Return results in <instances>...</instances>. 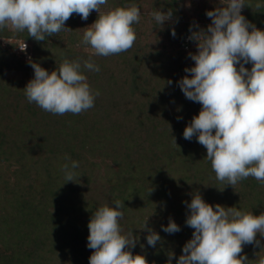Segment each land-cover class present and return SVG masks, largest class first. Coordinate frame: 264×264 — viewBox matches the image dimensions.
<instances>
[{
	"label": "trees",
	"instance_id": "16d2710c",
	"mask_svg": "<svg viewBox=\"0 0 264 264\" xmlns=\"http://www.w3.org/2000/svg\"><path fill=\"white\" fill-rule=\"evenodd\" d=\"M248 2L252 7L246 5L241 14L264 31V7L255 8L264 0ZM131 3L141 10L133 25L136 42L119 55L92 57L100 71L84 74L100 95L94 107L78 115L45 112L27 101L24 88L34 78L31 62L51 73L63 58L88 59L90 47L80 41L85 21L94 23L98 13L87 20L73 14L65 24L72 31L45 41L26 31L0 30V264H89L94 250L87 247V225L99 206H114L117 199L124 203L120 225L138 238L135 254L144 255L148 264H168L169 252L176 264L183 254L194 231L186 225L187 203L196 192L214 208L264 213V187L252 177L235 188L220 183L206 148L195 136L183 138L202 107L178 85L191 76L185 68L195 66L190 27L206 30L211 24L206 12L221 7L220 0H108L102 10ZM157 9L173 12L162 26L150 15ZM24 43L19 55L16 50ZM66 155L79 162L75 181H65ZM147 218L148 228L161 237L155 247L141 229ZM170 218L179 232L162 230ZM257 240L264 247V237L257 234ZM261 247L245 245L241 255L255 260L259 251L264 254Z\"/></svg>",
	"mask_w": 264,
	"mask_h": 264
},
{
	"label": "clouds",
	"instance_id": "9594fccd",
	"mask_svg": "<svg viewBox=\"0 0 264 264\" xmlns=\"http://www.w3.org/2000/svg\"><path fill=\"white\" fill-rule=\"evenodd\" d=\"M220 3L221 7L206 12L211 19L206 30L190 27L188 39L196 43L197 52L189 55L195 66L185 68L191 76H184L178 85L188 100L202 107L185 127L183 138L190 141L195 136L206 148V159L220 183L235 188L252 177L264 187V31L241 14L246 5L252 7L248 0ZM107 4L108 0H0V30L26 31L38 42L72 31L65 24L73 14L87 20L93 11L98 13L94 23L83 28L80 41L90 47L88 59L63 58L51 73L31 62L34 78L24 88L29 103L54 115H78L94 107L100 92L90 87L84 72L100 71L93 56L109 57L129 51L137 39L133 25L141 18L135 3L102 10ZM262 7L264 4H255L256 9ZM150 15L162 26L173 12L157 9ZM171 34L175 37L174 29ZM26 47L24 43L19 48L24 51ZM249 63L250 70L244 66ZM167 83L171 85L172 81ZM173 143L176 145L175 138ZM65 160V181H75L79 162L67 155ZM112 204L99 206L87 225V247L94 250L89 264H148L144 255H133L130 250L138 238L132 231L123 233L121 228L123 201L117 199ZM187 207L190 215L186 225L194 231L176 264H264L260 251L255 260L241 255L245 245L261 247L257 234L264 237V213L257 216L252 211L220 204L214 208L199 192L193 194ZM147 220L141 229L148 232L147 244L155 247L161 237L148 228ZM162 230L173 234L181 229L170 218ZM168 256L171 264L174 253Z\"/></svg>",
	"mask_w": 264,
	"mask_h": 264
},
{
	"label": "rangeland",
	"instance_id": "374dc122",
	"mask_svg": "<svg viewBox=\"0 0 264 264\" xmlns=\"http://www.w3.org/2000/svg\"><path fill=\"white\" fill-rule=\"evenodd\" d=\"M93 22H89V21H85V27L84 28H86V27H88V26H90L91 24H92ZM6 43V42H5ZM23 45H21L20 47H22ZM16 52L19 54V55H23L22 54V51L20 50V48H18L17 50H16ZM25 59L26 60H28L29 59V56H26L25 57ZM10 75H12V74H10ZM101 191V188L100 187H98V188H96L95 189V194L97 195V197L100 199L102 196V192H100ZM120 223L122 224V223H124V220L122 219V220H120ZM121 228H122V230H123V233H127V232H129V231H131L130 229H129V226H125L124 224L123 225H121ZM126 250H128V249H126ZM131 251H132V253H133V255H136L135 254V248H132V249H130Z\"/></svg>",
	"mask_w": 264,
	"mask_h": 264
}]
</instances>
